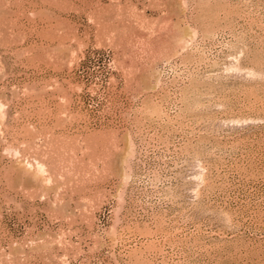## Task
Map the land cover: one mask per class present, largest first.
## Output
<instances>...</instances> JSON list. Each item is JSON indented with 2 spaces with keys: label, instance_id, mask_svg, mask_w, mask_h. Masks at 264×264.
I'll return each mask as SVG.
<instances>
[{
  "label": "rangeland",
  "instance_id": "1",
  "mask_svg": "<svg viewBox=\"0 0 264 264\" xmlns=\"http://www.w3.org/2000/svg\"><path fill=\"white\" fill-rule=\"evenodd\" d=\"M0 264H264V0H0Z\"/></svg>",
  "mask_w": 264,
  "mask_h": 264
},
{
  "label": "bare ground",
  "instance_id": "2",
  "mask_svg": "<svg viewBox=\"0 0 264 264\" xmlns=\"http://www.w3.org/2000/svg\"><path fill=\"white\" fill-rule=\"evenodd\" d=\"M43 166V165H42ZM43 168V167H42ZM44 172V171H43Z\"/></svg>",
  "mask_w": 264,
  "mask_h": 264
}]
</instances>
